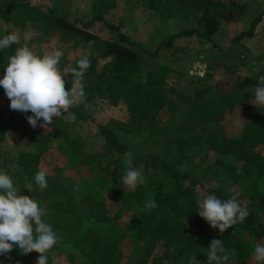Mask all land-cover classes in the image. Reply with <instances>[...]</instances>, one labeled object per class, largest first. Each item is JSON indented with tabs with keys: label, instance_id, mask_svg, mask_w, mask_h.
I'll list each match as a JSON object with an SVG mask.
<instances>
[{
	"label": "trees",
	"instance_id": "16d2710c",
	"mask_svg": "<svg viewBox=\"0 0 264 264\" xmlns=\"http://www.w3.org/2000/svg\"><path fill=\"white\" fill-rule=\"evenodd\" d=\"M177 2L188 9L191 26L161 38L153 49L145 48L150 56L173 48L174 40L183 35H195L199 44L213 45V37L221 25L234 19L240 11V0ZM92 4L100 7L99 11L88 21L77 24L68 16L50 8L43 9L29 0H0V18L8 26L12 23L21 30L31 28L36 32L34 40L55 36L68 47L82 46V53L70 61H66L69 59L63 47L59 48L64 53L59 64L61 70L68 62L69 68L76 67L82 55L92 53L90 67L76 87L83 88L85 99L70 109L76 116L74 122L53 118V125L46 131L30 129L26 119L15 124L24 112L12 109L8 116L0 119V170L11 175L20 188L19 194L31 196L45 210L43 219L53 227L58 238L47 253L48 264H54L55 248L65 244L77 247L83 257L94 264H117L123 256L122 246L129 240L132 242L128 244L130 255L135 256L133 261L127 260L124 264H146L156 248L162 249L161 253L149 264H165L164 259L168 264H180L179 260L186 258L190 264L192 256L200 264H207V248L213 239L222 240L229 255L225 264H249L248 258L254 250L251 239L264 237V223L250 211L242 223L223 233L210 227L198 215L197 177L188 164L191 156L201 157L206 165L215 163L236 180L253 175L251 185L255 191L249 195L248 200L253 202L249 204L264 207V157L255 148L264 142V107L250 103L254 96L247 87L258 86L264 67H260L259 73L243 76L230 68L229 75L212 79L208 84L204 77L198 76V81L204 80L194 85L193 92H187L169 80L171 66L160 63L158 67L143 70L142 54L133 46L137 41L117 23L102 17V9L114 6V1L92 0ZM147 6L155 7V4L149 0ZM201 11L203 15H198ZM263 12L254 15L249 27L241 29L232 39L254 34ZM95 19H103L116 31V37L103 38L88 29ZM17 47L13 44L0 51V77L8 57ZM225 67L230 65L225 64ZM68 75L64 80L65 88L73 83L71 74ZM2 93L4 89L0 87ZM93 96L111 102L122 101L126 115L123 119L97 122L92 146L87 147L85 139L76 132V125L86 115L84 102ZM236 111L243 118L237 132L226 135L202 130L209 122H219ZM13 131L17 139L30 142L31 146L20 148L8 142L7 136ZM56 137L64 140L74 162L90 173L87 175L90 179L84 177L89 190L81 198L69 183L41 167L43 152ZM128 151L133 154L134 168L146 167L156 173L149 185L142 182L131 191L121 188L126 172L124 154ZM38 170L47 174L48 187L43 191L34 181ZM163 180H167V185ZM101 188L108 189L110 196H118L115 210L99 193ZM149 201H155L157 206L146 208ZM184 215L192 222L191 226L184 221ZM190 252L192 256L188 257ZM38 255L35 251L25 255L14 246L9 254L0 255V264H36Z\"/></svg>",
	"mask_w": 264,
	"mask_h": 264
},
{
	"label": "rangeland",
	"instance_id": "374dc122",
	"mask_svg": "<svg viewBox=\"0 0 264 264\" xmlns=\"http://www.w3.org/2000/svg\"><path fill=\"white\" fill-rule=\"evenodd\" d=\"M31 3L38 4L43 9L50 8L56 13L68 16L77 24L83 21H88L93 15L99 11L100 7H95L92 0H29ZM114 6L109 9H102V17L106 21H113L117 23L123 32L128 34L132 39L137 41L133 46L136 47L142 54V61L144 69L149 67H158L161 64H167L173 68L169 80L187 91L193 92L194 85L206 80L205 83L213 80H219L229 75L228 69H234L237 75L243 76L245 74H255L254 67H264V12L261 21L257 24L254 34L251 36H243L239 40H234L232 37L241 29H247L251 18L260 11H264V0H241L238 4L240 11L234 19H230L221 25V28L216 32L213 39L215 44L207 42L201 45L197 42L195 35H183L174 40V46L170 49H162L159 54L150 56L146 51L153 49L157 42L169 35L171 32L180 30L182 28L190 27L191 20L188 17V9L184 5L178 4L177 0H152L155 7H148L149 0H112ZM103 19H95L89 26L92 32L98 34L103 38L116 37V31L109 28ZM0 20L5 21L0 18ZM6 22V21H5ZM7 23V22H6ZM8 24V23H7ZM10 31H19L21 34V44H29V47L37 54H42L45 51H51L54 48L63 47L64 52L70 61L82 53V46L76 45L68 47L55 36L45 37L40 40H34L36 32H32L31 28L22 30L17 28L12 23L9 24ZM39 32V31H38ZM0 35H5V32H0ZM139 42V45H138ZM176 48L174 49V47ZM62 49V48H61ZM225 64L230 65L229 68ZM69 62L65 64L62 71L69 69ZM204 77L201 81L197 77ZM69 75L63 79L66 80ZM75 84V87H79ZM66 86V85H65ZM72 87V86H71ZM71 87L65 88L69 90ZM251 93L254 88L247 86ZM248 88L245 92L248 93ZM250 92V91H249ZM250 99V98H249ZM9 99L5 92L0 94V119L8 116L11 108L9 107ZM86 115L81 120H78L76 125V132H78L85 139L87 147L92 146V139L94 138L97 122H105L109 118H125L126 106L122 101L111 102L101 97H91L84 102ZM29 113H24L15 120V124L23 122ZM18 118V116H17ZM27 126L29 125L26 119ZM41 121H38L37 126L30 129L40 128L42 131L46 129L40 126ZM243 125V118L239 111L232 112L219 122H209L204 129V132L218 131L229 135L237 132ZM16 126V125H15ZM51 127V125L49 126ZM12 135V136H11ZM9 134L8 142L20 148L30 147L31 143L25 140L16 138V131ZM259 154L264 157V142L258 143L255 147ZM201 157H190L191 171L197 177V196L202 199L204 195L214 194L221 200H226L224 195L235 196L237 201L246 207L247 210L253 212L257 219L264 223V207L255 204L250 205L249 195L254 194L251 181L252 176H244L238 180L229 175L221 166L215 163L206 165L205 161L199 159ZM41 167L49 172L57 175L64 182L69 183L76 192L78 198H81L84 193L89 190L86 183L87 171L74 162L73 156L68 154L64 140L61 137H56L48 142L43 155L41 157ZM185 167V166H184ZM140 169L144 176V184H148L155 177L154 170H149L146 167ZM92 173V172H91ZM83 178V179H82ZM167 185V180L164 181ZM121 188L129 190L123 183ZM91 191L93 186L91 185ZM131 191V190H130ZM94 192V191H93ZM99 193L104 197L106 203L113 210L117 207L118 196L111 195L108 189H100ZM118 193V192H116ZM248 197V198H247ZM250 203V204H249ZM184 221L191 226L192 222L183 217ZM104 232L107 229L103 230ZM103 233V232H102ZM252 243L255 245L264 244V237L252 238ZM132 242L129 240L127 244L122 246L123 256L117 264H124L125 261H133L135 254H131V247L128 244ZM128 245V246H127ZM190 249V248H189ZM160 248H156L155 253L148 256L146 264L151 263L156 259V255H160ZM193 252L192 249H190ZM187 253L188 257L192 253ZM254 250L248 258L249 264H254L252 259ZM53 255L54 264H94L93 261L83 257L82 253L77 247L70 244L62 245L61 248H55ZM193 257V256H192ZM180 264H188V260H179ZM164 263L168 264L166 259Z\"/></svg>",
	"mask_w": 264,
	"mask_h": 264
},
{
	"label": "clouds",
	"instance_id": "9594fccd",
	"mask_svg": "<svg viewBox=\"0 0 264 264\" xmlns=\"http://www.w3.org/2000/svg\"><path fill=\"white\" fill-rule=\"evenodd\" d=\"M198 15H203V12ZM0 32L7 33L0 35V51L13 44L18 45L8 57L4 74L0 77V87L10 101L9 107L14 111L31 112L32 115H27L26 119L33 128L41 121L40 126L48 130L53 125V118L74 122L76 116L70 109L85 99L83 88L77 89L74 85L82 81L90 67L91 51L81 56L76 67L62 71L59 64L64 53L59 48L37 54L27 44L21 45L20 32L9 31L3 20H0ZM253 71L259 73L260 67H254ZM69 73L73 83L66 90L63 78ZM252 94L254 99L250 103L264 107V75L258 77V86ZM124 156L126 172L122 183L129 190H135L144 181V176L140 169L133 167L132 152H125ZM46 175L44 170H38L34 175L41 191L48 187ZM19 189L11 175L0 170V255L9 254L15 246L25 255L33 251L38 253L36 264H48L47 253L57 244L56 232L44 221L46 213L39 203L31 196L19 194ZM156 206L155 201L145 204L148 209ZM197 211L210 227L220 233L242 223L249 215L247 208L241 206L235 196L221 200L214 194L204 195ZM207 249V264H225L229 260L222 240L213 239ZM252 259L254 264H264V244L255 245ZM190 264L200 262L193 256Z\"/></svg>",
	"mask_w": 264,
	"mask_h": 264
}]
</instances>
